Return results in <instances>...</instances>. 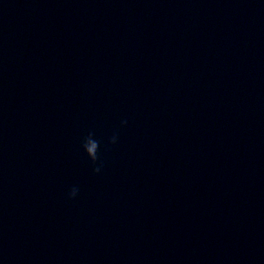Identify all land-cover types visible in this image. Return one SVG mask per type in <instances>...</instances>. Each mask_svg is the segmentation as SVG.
Returning a JSON list of instances; mask_svg holds the SVG:
<instances>
[{
  "label": "water",
  "instance_id": "95a60500",
  "mask_svg": "<svg viewBox=\"0 0 264 264\" xmlns=\"http://www.w3.org/2000/svg\"><path fill=\"white\" fill-rule=\"evenodd\" d=\"M0 264H264V0H0Z\"/></svg>",
  "mask_w": 264,
  "mask_h": 264
},
{
  "label": "clouds",
  "instance_id": "9594fccd",
  "mask_svg": "<svg viewBox=\"0 0 264 264\" xmlns=\"http://www.w3.org/2000/svg\"><path fill=\"white\" fill-rule=\"evenodd\" d=\"M122 125H126L127 121H121ZM118 141V136L113 134L110 138L108 143L109 144H116ZM81 147L83 148L84 152L86 153L87 157L91 161L93 167V172L99 174L103 168V160L101 159L99 152L101 147V141L96 138L95 132L89 131L88 134L83 138ZM79 193V188L77 186H73L70 188L68 192L69 199H75Z\"/></svg>",
  "mask_w": 264,
  "mask_h": 264
}]
</instances>
